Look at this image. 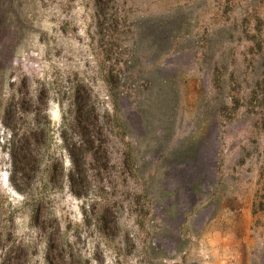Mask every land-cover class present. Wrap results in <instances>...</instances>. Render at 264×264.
Segmentation results:
<instances>
[{"label":"rangeland","instance_id":"374dc122","mask_svg":"<svg viewBox=\"0 0 264 264\" xmlns=\"http://www.w3.org/2000/svg\"><path fill=\"white\" fill-rule=\"evenodd\" d=\"M0 264H264V0H0Z\"/></svg>","mask_w":264,"mask_h":264},{"label":"trees","instance_id":"16d2710c","mask_svg":"<svg viewBox=\"0 0 264 264\" xmlns=\"http://www.w3.org/2000/svg\"><path fill=\"white\" fill-rule=\"evenodd\" d=\"M172 24H173L172 17L162 16V17L155 18L154 21H152V22L148 21L147 24L146 23L142 24V26L139 25V29L141 26L142 29H147V30L152 31V33H151L152 38L151 39L154 40L156 42V44H158V46L159 45L163 46L168 41L169 31L173 27ZM140 36H141V33H140ZM136 62H137L136 59H132V61H129L130 66L134 65ZM128 67H129V64H128ZM194 153H195V151L193 152V154Z\"/></svg>","mask_w":264,"mask_h":264}]
</instances>
